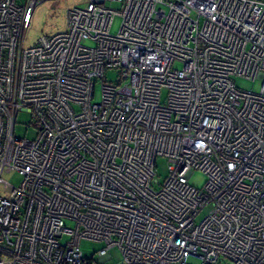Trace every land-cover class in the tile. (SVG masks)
Here are the masks:
<instances>
[{
	"label": "built area",
	"instance_id": "1",
	"mask_svg": "<svg viewBox=\"0 0 264 264\" xmlns=\"http://www.w3.org/2000/svg\"><path fill=\"white\" fill-rule=\"evenodd\" d=\"M44 1L0 0V264H264V0H86L25 45Z\"/></svg>",
	"mask_w": 264,
	"mask_h": 264
},
{
	"label": "rangeland",
	"instance_id": "2",
	"mask_svg": "<svg viewBox=\"0 0 264 264\" xmlns=\"http://www.w3.org/2000/svg\"><path fill=\"white\" fill-rule=\"evenodd\" d=\"M86 4V0H46L40 3L34 10L32 15L30 26L25 32V45H33L37 42V40L44 34L55 33L58 31H63L66 26V12L68 8H71L75 5L83 7ZM114 8H118V4L114 3L112 5ZM120 25V17L116 16L112 23L111 32H117ZM90 44V43H87ZM178 66V65H177ZM107 79L109 81L114 82L117 78V72L115 70H110L106 73ZM235 84L243 89L248 90H258L260 87V81H248L241 78L234 79ZM165 95V91L163 92V96ZM100 98V82L96 84V94L94 100H99ZM29 117L25 114H20L18 116L19 124L16 125V134L21 136L23 133H26L28 136L32 135V127L29 126L28 132H25V127L23 122H28ZM157 177L160 181H162L167 175V161L164 158H159L157 160L156 167ZM4 179L10 181L13 184H18L20 177L17 174H6ZM206 181V177L201 172L195 171L189 178V182L196 186L201 187ZM68 226H71L72 223L70 221H66ZM66 238L63 239L65 241ZM101 247V243L82 240L80 244V248L82 250L84 258H92L94 257V252L97 251ZM112 260L104 262L103 264H119L120 256L118 252L113 249L111 250ZM190 262L194 264H199V260L196 258H190ZM218 264H233L230 261H222Z\"/></svg>",
	"mask_w": 264,
	"mask_h": 264
}]
</instances>
